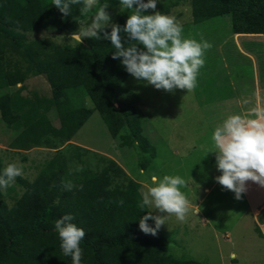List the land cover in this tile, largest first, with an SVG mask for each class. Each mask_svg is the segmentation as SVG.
I'll return each instance as SVG.
<instances>
[{
  "label": "trees",
  "instance_id": "trees-1",
  "mask_svg": "<svg viewBox=\"0 0 264 264\" xmlns=\"http://www.w3.org/2000/svg\"><path fill=\"white\" fill-rule=\"evenodd\" d=\"M188 2L192 23L227 14L230 33L264 35V0ZM81 7L72 5L71 13L63 16L53 0H0V26L22 31L48 28L67 35L81 16ZM128 14L123 12L115 23L123 26ZM120 35L126 47L135 43L123 31ZM84 43L50 44L51 52L38 58V67L50 85L49 97L23 96L21 86L0 95L1 119L16 131L8 147L56 148L94 109L108 133L116 135L126 113L122 107L116 109L113 101L122 94L121 83L129 73L119 59H112L115 48L110 40L85 38ZM8 64L0 50V89L21 80L6 68ZM131 116L137 125L138 119ZM122 173L109 160L97 172L83 170L67 178L54 155L32 180L16 177L23 190L11 204L5 203L0 192V264H72L71 257L63 254L55 230L56 219L65 214H71L73 223L86 233L80 243L81 264H206L167 253L160 229L155 236L139 229V219L148 209L142 211L138 206L142 197L137 183L128 179L123 186H110L113 177ZM63 181L75 185L72 191L64 190ZM148 223L154 227V221ZM254 229L260 235L258 227Z\"/></svg>",
  "mask_w": 264,
  "mask_h": 264
},
{
  "label": "rangeland",
  "instance_id": "rangeland-1",
  "mask_svg": "<svg viewBox=\"0 0 264 264\" xmlns=\"http://www.w3.org/2000/svg\"><path fill=\"white\" fill-rule=\"evenodd\" d=\"M117 1L119 0H109L107 9L114 23L122 14L120 13L121 5L116 6L115 4ZM157 7L166 8L168 12L158 8L157 10L174 16L182 25L183 33L190 35L197 42H200L202 35L213 45L211 49L205 51V64L199 70L196 88L191 92H187L186 89H175L173 92L157 90L154 86L148 85L143 80H137L129 74L121 83L122 94L113 101V106L116 109L122 107L126 113L116 135L111 136L108 133L99 113L94 109L75 133L58 147L32 148L20 160L6 161V163L22 165L23 175L20 177L30 181L47 160L54 155L59 164L64 167V175L67 178L81 172L77 171L78 166H82L83 170L86 171L97 172L107 165L109 160H112L121 168L123 173L114 176L110 186L116 184L123 186L130 179L137 183V191L140 195L144 184L150 182L152 175L159 177L165 174L179 175L187 183V187L181 190L185 195L190 191L189 202H193L192 197L201 199L198 206L200 211L210 206L224 209V212L220 213L219 216L211 214V218L206 220V223L211 222L207 225L214 226L220 232L224 231V225H226L227 228L231 229L232 236L239 233L236 241V244L239 243V247L242 242L246 243L254 238L253 224L248 220V213L243 200L235 199L234 193L230 190L219 193L216 198L214 196L216 191L210 193L201 191L202 186L208 188L211 186V182H215L216 189L221 186L215 180L219 173L215 158L211 162L214 152L209 150L213 148V144L207 142L208 137L205 134L208 130L207 128L203 129V127L210 126L213 128L211 130L214 131V128L227 117L220 110L221 103L214 102L216 99L213 100L216 94L213 96L210 93L216 89L215 86H212L213 84L222 83L226 79L223 69L224 61H230V59L238 56L243 59L238 64L245 63L242 55L235 54L236 43L245 47L249 45L246 41H249L254 44L253 47H250L257 49V45L264 44V36H234L229 30V16L227 14L192 23L188 0H157ZM151 12L152 10H148L147 14H151ZM75 26L72 32L77 31L81 25L77 23ZM71 33L62 35L48 28L22 31L0 26V50L9 61L6 68H9L16 78H21L13 86L0 89V95L21 86L20 94L23 96L32 97L34 95L40 99L49 97L51 95L50 85L38 67V58L51 52L50 44L56 46L76 44L75 41L69 40ZM43 35L44 38H42ZM58 40L62 43H57ZM80 46H85L84 41ZM234 63L237 64V62ZM243 71L245 73V67ZM243 80L246 81V79ZM207 106L211 107L210 110H207L208 112L211 111L210 114L206 112ZM131 113L138 119L137 125L133 124ZM204 115L211 117L212 120H209L212 122L211 125L204 119ZM174 130L180 134V136L175 135V137L179 136L181 139L194 137L185 134L186 132L192 133L194 130L206 133L195 136L191 148H186L183 153L175 157L171 142L174 140ZM15 133L16 131L9 128L0 116V143L3 145L8 143L15 136ZM125 139L126 141H124ZM204 146L205 148H203ZM2 154L3 151L1 150L0 155L2 156ZM178 161L184 166L178 165L176 167ZM5 167L1 166V169L4 170ZM141 171H143V175H141ZM186 177H191L193 181L186 180ZM11 187L12 191L6 192L3 189V192H6L4 197L8 203L15 200L23 190L16 179ZM154 214L157 213L154 212ZM190 214L191 211L189 210ZM261 218H264V210L259 219ZM195 219L197 222L194 223V226H197L202 223L204 218L199 220V216H197ZM181 224V221L171 215L167 217L166 224L161 226L160 231L167 241V253L189 258L188 245L191 248L189 241H193L195 233H190L189 238L185 237L187 233L186 231L181 233L183 232L180 228ZM240 227H244V231ZM212 235V232H208V235L205 234L202 240L203 247L192 242L191 250H196L193 256L202 259H208L212 256L210 253H201L206 250L205 245L212 246L209 252L214 254L217 246L211 244L214 241L211 238ZM238 247L236 246V248ZM256 247L259 253L261 247L258 244Z\"/></svg>",
  "mask_w": 264,
  "mask_h": 264
},
{
  "label": "clouds",
  "instance_id": "clouds-1",
  "mask_svg": "<svg viewBox=\"0 0 264 264\" xmlns=\"http://www.w3.org/2000/svg\"><path fill=\"white\" fill-rule=\"evenodd\" d=\"M77 4H82L79 9L81 19L77 20L81 26L69 37L76 42L75 46L82 44L84 38L108 39L115 48L112 59H119L137 80L168 92L175 89L191 92L196 88L199 70L205 64V51L213 45L202 35L200 42L184 37L183 27L176 18L157 10V0H120V11L129 12L123 26L112 22L107 11L109 0H103V3L101 0H53V5L63 16H68L71 6ZM148 10H152L151 14H146ZM122 31L135 43L126 47L120 35ZM241 103L242 106L252 105L250 99ZM211 140L213 148L209 151L215 152L216 167L221 173L215 180L224 189L232 191L235 199H242L248 181L264 187V105L257 102L242 113L228 115L214 128ZM77 171H83V167L78 166ZM22 175V165L8 163L0 174V188L7 189ZM62 184L65 191L75 187L71 181ZM185 187L187 183L179 175H152L141 191L142 200L138 206L142 211H148L140 217L139 229L155 236L166 224L168 216L174 215L184 222L190 210V202L181 190ZM120 203L123 204V200ZM73 220L71 214L63 215L56 219L55 230L63 254L71 257L72 264H81L83 250L80 243L86 233ZM149 220L154 221V227ZM232 258H235L234 253Z\"/></svg>",
  "mask_w": 264,
  "mask_h": 264
},
{
  "label": "crops",
  "instance_id": "crops-1",
  "mask_svg": "<svg viewBox=\"0 0 264 264\" xmlns=\"http://www.w3.org/2000/svg\"><path fill=\"white\" fill-rule=\"evenodd\" d=\"M116 6L120 5V0L115 2ZM114 4V5H115ZM112 5V7H114ZM116 8V7H115ZM126 11V10H125ZM124 11V12H125ZM120 13H123L120 11ZM120 16V15H119ZM118 16V17H119ZM81 19V16L80 18ZM78 19V20H79ZM78 21L76 22L77 25ZM76 27V26H75ZM235 35H242L238 33H231ZM183 36L186 38H192L190 35L183 33ZM264 36V35H262ZM249 45L248 46H241V44L236 43V55H242V57L245 60V63H240V60H243L242 58L236 56L233 59H230V61H224L223 69L226 74V79L223 80L222 83L213 84L212 86L216 87V89L211 92L214 96L213 100L214 102H220L221 105V112H224V115H231V114H239L242 113L246 107H251L255 105L257 102L264 105V49H262L261 44L257 45L256 48H251L250 46H254L252 42L246 41ZM232 61V64H230ZM234 62H237L235 64ZM244 67H245V73H244ZM243 79H246L244 81ZM209 89H211L209 87ZM224 89V90H223ZM221 90V92H220ZM244 99H250L252 101V105L249 106H242V101ZM136 105V103H135ZM210 110L211 107H206L207 110ZM92 113V112H91ZM90 113V115H91ZM205 113V112H204ZM209 114L211 111L208 112ZM89 115V116H90ZM223 117V115H221ZM204 119H206L207 123L209 125L212 124L209 120H212L211 117H208L207 115H204ZM85 122V121H84ZM204 128H207L208 132L207 134V142H212L211 135L212 130L210 126H204ZM206 132H199V130H194L192 133L186 132L187 135H192L194 137H184L181 139L179 136V132H175L174 130V140L171 141L173 144L172 149L174 148V156L178 157L181 153H183V150L186 148H191L192 141L195 138V136L202 135ZM175 135H179L176 136ZM211 140V141H210ZM213 144V142H212ZM36 148L31 147L29 149L23 150V149H14L10 148L6 144L0 143V151H3L2 156L0 155V163L1 166H7L6 161H18L23 156H25L30 149ZM205 148V146L203 147ZM214 152V151H213ZM215 158V152L212 156L211 162H213ZM181 162H177L175 165L176 167L184 166V164H180ZM221 173L219 172L218 175ZM186 180L193 181L191 177H186ZM7 191H12L11 185L5 189ZM201 191L203 193H210L212 191H216L214 196L215 198L218 196L219 193L228 191L224 189L222 186L218 187L216 189L215 182H211L210 187H201ZM1 192V198L5 201L7 205L11 204L12 202L8 203L5 200V191L3 192V189L0 188ZM190 191L187 192L186 196L187 199L189 197ZM202 198V197H201ZM193 202L190 203V211L191 216L189 215V212L186 216V220L182 222L180 225V228L183 230L181 233H185L186 236L189 238L190 233H195L193 236V241H189V244L191 248L193 247L192 242L198 243L203 247V237L208 235V232L213 233V237L211 236L212 241L211 244H215L217 246L216 251L213 253L209 252L211 249L210 246L205 245L206 250H203L201 253H207L211 254L208 259H202L201 257L193 256L194 252L196 250H191V248L188 245L189 251L187 252L190 257L188 259H193L199 262H203L206 264H264L263 256H264V218L259 219L260 215L262 214V211L264 210V187L258 185L257 183H254L252 181H248L246 184V191L242 194V200L246 206V211L248 213V220L251 221L253 224V233L254 238L250 241H247L246 243L242 242V245L238 247V244H236V241L239 237V233L235 236H232L231 229L227 228L226 225H224V231L220 232L217 229L214 228V226H210L207 224H211V222L206 223V220H209L212 215L217 214L219 216L220 213H223L224 209L215 208V207H206L203 210L196 211L199 206V200L200 198L195 199L192 197ZM208 209V210H207ZM212 214V215H211ZM199 216V220L204 218L202 223H199L197 226H194V223L197 222L195 217ZM206 216V217H205ZM206 223V224H204ZM248 223V221H247ZM246 226V225H245ZM244 226V227H245ZM257 226L260 235L255 231L254 227ZM244 227H240L242 231H244ZM208 228V230H206ZM229 229V230H228ZM179 231V230H177ZM175 234V232H174ZM190 240V239H189ZM200 241V242H198ZM259 245L261 247V251L258 253V248L256 245ZM225 245V247H223ZM236 246L238 248H236ZM223 247V248H222ZM235 254V258H232V254ZM187 255V256H188ZM192 255V256H191ZM180 257V256H175ZM261 257V258H259ZM181 258V257H180ZM186 258V257H182ZM204 260V261H202Z\"/></svg>",
  "mask_w": 264,
  "mask_h": 264
}]
</instances>
